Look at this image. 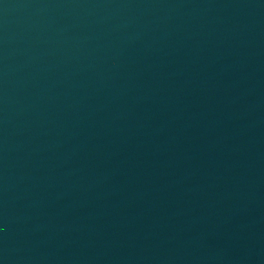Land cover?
I'll use <instances>...</instances> for the list:
<instances>
[{
	"label": "water",
	"instance_id": "obj_1",
	"mask_svg": "<svg viewBox=\"0 0 264 264\" xmlns=\"http://www.w3.org/2000/svg\"><path fill=\"white\" fill-rule=\"evenodd\" d=\"M0 264H264V0H0Z\"/></svg>",
	"mask_w": 264,
	"mask_h": 264
}]
</instances>
